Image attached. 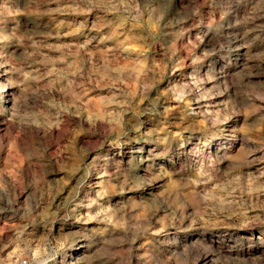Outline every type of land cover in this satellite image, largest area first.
<instances>
[{
    "label": "rangeland",
    "instance_id": "374dc122",
    "mask_svg": "<svg viewBox=\"0 0 264 264\" xmlns=\"http://www.w3.org/2000/svg\"><path fill=\"white\" fill-rule=\"evenodd\" d=\"M0 264H264V0H0Z\"/></svg>",
    "mask_w": 264,
    "mask_h": 264
}]
</instances>
